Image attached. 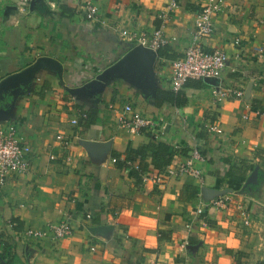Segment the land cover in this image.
Returning <instances> with one entry per match:
<instances>
[{
	"label": "crops",
	"instance_id": "0c3cea01",
	"mask_svg": "<svg viewBox=\"0 0 264 264\" xmlns=\"http://www.w3.org/2000/svg\"><path fill=\"white\" fill-rule=\"evenodd\" d=\"M88 2L96 9L94 20L86 18ZM175 2L161 19L171 0H0V82L39 58L59 65L39 70L21 94L0 103V117L12 118L31 148L29 172L0 187V264L264 261V0H226L213 35L202 41L205 51L227 55L220 81H190L175 94L179 101L168 102L171 64L188 46L202 0ZM162 26L170 43L161 49L165 57L157 51L152 90L114 77L76 92L130 50L120 33ZM218 83L242 90L243 99L215 103L211 90ZM125 105L162 119L159 138L121 129L113 109ZM57 136L68 141L66 148ZM150 142L188 152L176 156L171 169L199 149L200 177L165 179V171L148 165L150 180L137 184L130 169H118L112 154L123 160L128 149ZM150 160L148 153L145 162ZM222 197L226 210L213 206ZM11 219L21 224L19 231L8 227ZM62 221L74 233L56 243L22 235Z\"/></svg>",
	"mask_w": 264,
	"mask_h": 264
},
{
	"label": "built area",
	"instance_id": "2783aa9c",
	"mask_svg": "<svg viewBox=\"0 0 264 264\" xmlns=\"http://www.w3.org/2000/svg\"><path fill=\"white\" fill-rule=\"evenodd\" d=\"M177 7L175 0H171L170 6L167 7V11H162L160 14L161 19L167 18V13ZM226 8V0H202L201 5L195 13L194 31L190 37L187 48L184 51L182 58L177 59L171 64L170 74V91L174 94H178L184 85L190 81H220L222 73L225 70L226 63L228 61L227 55L219 50H213L207 52L202 47V41L211 37L215 31L214 18L222 13ZM86 18L88 20H94L97 17L96 9L91 2L86 3L85 7ZM123 37H127L129 42L133 46L141 45L152 51H158L170 43L169 39L164 36L163 26L156 29L151 33H132L122 32ZM175 41L174 38L171 42ZM238 44V42H236ZM260 56L263 52L261 49ZM211 96L213 101L220 104L228 99H243L244 92L238 89H232L223 87L219 83L212 87ZM247 108V107H246ZM117 115V125L128 132L140 133L142 131H149L152 140H156L160 136L162 129L161 124L163 120L160 118H146L139 114L134 113L130 105H125L121 110L113 109ZM246 119V115L243 116ZM72 124H76L72 121ZM205 130L208 133H216L221 135L220 129L205 125ZM57 141H60L63 147L68 146V141H65L64 137L57 136ZM19 134L18 127L14 121L0 123V187H3L8 179L15 175H26L29 172V156L31 154V148L25 142ZM204 161V157L201 155L199 149L194 148L185 161L179 164L175 169L167 168L165 170L166 178H176L183 175H189L193 178L200 177V171L196 169L195 164L197 162ZM135 170H139L136 164L132 165ZM142 183L150 180L147 174L140 172ZM162 179L158 176L157 182ZM162 183V182H161ZM163 184V183H162ZM228 200L222 197L213 202V206L218 210H226L228 208ZM201 214V210L197 211ZM244 216V224L248 225L247 216ZM8 227L13 229L15 224L10 220L7 221ZM74 233V228L66 221H62L56 225H48L42 230H27L22 233L23 237L34 240H47L52 243L63 240L70 237ZM94 251V248L90 249Z\"/></svg>",
	"mask_w": 264,
	"mask_h": 264
},
{
	"label": "water",
	"instance_id": "95a60500",
	"mask_svg": "<svg viewBox=\"0 0 264 264\" xmlns=\"http://www.w3.org/2000/svg\"><path fill=\"white\" fill-rule=\"evenodd\" d=\"M34 1L31 2V6ZM157 57V51H152L141 45L132 47L113 65L102 69L91 81L81 87L77 93H85L86 89H92L100 86L101 83L114 77H120L128 81L133 87L141 90H152L154 86V76L152 73L153 62ZM59 65L55 61L48 58H39L37 61L27 69L8 76L0 82V103L5 99H15L21 94L22 89L28 86L32 77L39 70L44 68L55 69ZM207 82V81H206ZM12 121V118L0 117V123Z\"/></svg>",
	"mask_w": 264,
	"mask_h": 264
},
{
	"label": "trees",
	"instance_id": "16d2710c",
	"mask_svg": "<svg viewBox=\"0 0 264 264\" xmlns=\"http://www.w3.org/2000/svg\"><path fill=\"white\" fill-rule=\"evenodd\" d=\"M132 47L133 45H130L129 49H131ZM161 49H159L160 56L165 57L166 56L164 54L165 51H161ZM165 97L168 102L179 101L178 95H175L172 92L167 93ZM180 106H183V103ZM148 153H150V157H151L149 164L145 162V158L147 157ZM187 154H188L187 151L176 149L167 143L150 142L148 145L142 148L128 149L125 152V157L123 160H120L119 154H112V157L114 158L118 169H130L132 176L136 180L137 184H142L140 172L145 173L147 171L148 165L159 172H164L168 167H170V165L173 162V159L176 156L178 155L186 156ZM134 164L138 166L139 170H135L132 167V165ZM185 189L187 190V188ZM192 192L193 194L195 193L194 196L192 197L193 198L196 197L198 192H196V190L195 191L192 190ZM10 221L15 224L13 230L19 231L21 229V224H19L17 220L11 219ZM92 222L95 223V220L92 219ZM1 244L3 246L5 245L3 241H0V245ZM3 260H4L3 255L0 254V262ZM257 264H264V261L258 262Z\"/></svg>",
	"mask_w": 264,
	"mask_h": 264
}]
</instances>
